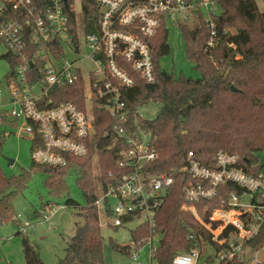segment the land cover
<instances>
[{"label":"built area","instance_id":"2783aa9c","mask_svg":"<svg viewBox=\"0 0 264 264\" xmlns=\"http://www.w3.org/2000/svg\"><path fill=\"white\" fill-rule=\"evenodd\" d=\"M70 0H0V37L15 59L13 73L4 78L10 119L18 122L19 136L32 142L35 163L65 167L68 156L93 154L98 165L95 106L106 110L114 122L112 148L118 149L116 171L109 172L100 187L95 205L104 208L107 225L123 227L125 219H143L153 233L156 216L165 203L174 178L157 175L149 167L157 159L152 135L137 124L124 100L123 91L136 83L134 74L151 84L155 81L150 41L163 22L194 25L201 16L209 29L206 52L212 55L218 45L214 21V0H97V31L86 34L82 21L73 33L66 14ZM72 9L75 10L74 7ZM229 47L234 48L233 45ZM72 55V56H71ZM212 59V56H211ZM80 85L84 106L60 102L61 90ZM22 122L19 127V123ZM109 134H105V138ZM212 167L190 161L191 183L185 188L182 210L211 236L208 248H222L213 261L244 264L249 243L264 226V174H251L239 167L237 155L220 151ZM232 184L241 193L222 200V207L201 211L196 204L217 198L220 188ZM111 200L114 204H111ZM50 217L43 215L44 221ZM131 221V222H132ZM24 231V230H23ZM150 246L153 262L154 240L144 241L130 257L139 260V251ZM204 247L198 244L172 264H196ZM256 251V250H255ZM152 264V263H150ZM248 264H262L259 251Z\"/></svg>","mask_w":264,"mask_h":264},{"label":"trees","instance_id":"16d2710c","mask_svg":"<svg viewBox=\"0 0 264 264\" xmlns=\"http://www.w3.org/2000/svg\"><path fill=\"white\" fill-rule=\"evenodd\" d=\"M80 1L83 29L86 34H93L98 28L97 0ZM214 1L221 13L214 16L219 41L212 55L206 52L209 29L203 16L194 25L178 26L185 39L187 56L201 78H176L162 70L160 60L171 53L168 43L170 23L165 21L150 41L155 81L148 84L138 74H134L135 85L123 91L132 117L140 106L149 103L160 106L155 120L137 117L135 121L153 138L157 159L150 165V171L174 178V184L157 213L155 231L152 233L147 224H141L131 231L130 245L122 246L111 241L115 253L130 257L133 250H139L144 245V241L160 237L153 261L155 264H172L177 256L189 253L198 244L206 248L212 244L210 234L182 210L184 190L191 183L188 173L182 170L188 167L190 161L196 160L212 167L216 154L223 151L237 155L239 167L247 173L261 172L258 154L264 152V13L260 12L255 0ZM65 7L70 26L77 35V14L72 9L74 0H70ZM2 44L0 37V46ZM4 59L11 68L5 76L8 78L16 62L9 53ZM232 87L236 91H232ZM60 92V102L84 106L80 85ZM17 126L18 122L10 119L7 110H0V128L5 130ZM95 126L99 176L94 174L92 153L85 157L68 156L67 166L60 168L39 165L33 161L29 170L12 177H6L0 168V223L17 221L14 218L15 200L25 192L35 173L45 175V187L49 195L60 198L68 195L67 177L71 171L77 172V183L87 206L79 212L82 223L76 224L66 255L57 264H106L100 212L95 203L99 198V185L105 186L108 173L117 170L118 149L111 147L115 140L112 134L114 122L106 110L98 105L95 106ZM6 134V131L0 133V155ZM105 134L109 136L105 138ZM241 192L237 186L228 184L220 188L217 198L196 205L201 211L220 208L222 200L226 201L232 193ZM65 204L68 208H79V204L68 197ZM49 209L51 205L48 203L42 206L41 211ZM39 215H42L41 212ZM131 221V218L125 219L126 224ZM17 235L22 238L25 264H45L38 248L30 243L26 231L20 230ZM249 245L256 251L264 247V226ZM211 246L215 253L222 250L216 244ZM203 254H206L205 250ZM207 261L211 263L213 256L209 255ZM222 264L240 263L227 261Z\"/></svg>","mask_w":264,"mask_h":264},{"label":"rangeland","instance_id":"374dc122","mask_svg":"<svg viewBox=\"0 0 264 264\" xmlns=\"http://www.w3.org/2000/svg\"><path fill=\"white\" fill-rule=\"evenodd\" d=\"M260 12L264 13V0H255ZM74 8L77 20L81 22L82 6L80 0H74ZM218 7L215 15H220ZM168 43L171 53L160 60L162 70L170 75L179 78H191L197 80L201 78L200 73L195 69V65L188 58L186 43L183 34L178 26L169 25ZM8 54V49L2 44L0 46V91L8 93L4 83L5 76L10 71V65L4 59ZM72 56V55H71ZM239 58V57H237ZM8 96L0 98V107L9 108ZM160 106L156 103H149L138 108V114L145 120L153 121L157 118ZM22 122L19 123V127ZM7 132L2 154L0 155V168L6 177L18 176L23 170H29L33 164L32 142L19 136V128H0V133ZM10 161H13L11 163ZM95 176L100 175L98 165L94 164ZM258 166L264 174V152L258 154ZM46 176L35 173L28 183L25 192L19 195L14 203V218L6 223H0V264H25L22 251V238L18 236L20 230L26 231L30 243L36 246L45 264H57L66 255V249L74 235L77 223H82L79 212L87 206V201L78 186V174L71 171L67 177L68 195L66 197L53 198L49 195L45 187ZM100 194V187H98ZM70 198L79 204V208L66 207L65 200ZM51 205V210L42 212V206ZM111 204L114 201L111 200ZM41 212L42 215H39ZM100 221L104 237L106 264H155L150 258V246L147 244L139 251V260H133L123 254L115 253L111 248V241L122 246L131 244V231L135 230L143 223V219H136L123 227L114 228L107 225L104 208L99 209ZM48 215L46 222L43 215ZM160 237L154 239L153 247L158 248ZM206 254H203L196 264H204L209 255H215L214 250L204 247ZM259 251V257L264 264V247ZM255 250H247L244 264H248V259L255 255Z\"/></svg>","mask_w":264,"mask_h":264},{"label":"water","instance_id":"95a60500","mask_svg":"<svg viewBox=\"0 0 264 264\" xmlns=\"http://www.w3.org/2000/svg\"><path fill=\"white\" fill-rule=\"evenodd\" d=\"M232 91H236L235 87H232ZM11 163H13V161H10Z\"/></svg>","mask_w":264,"mask_h":264}]
</instances>
